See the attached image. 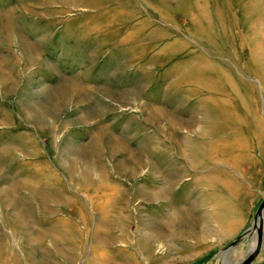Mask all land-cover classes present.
<instances>
[{
	"label": "rangeland",
	"instance_id": "obj_1",
	"mask_svg": "<svg viewBox=\"0 0 264 264\" xmlns=\"http://www.w3.org/2000/svg\"><path fill=\"white\" fill-rule=\"evenodd\" d=\"M262 159L264 0H0V264H239Z\"/></svg>",
	"mask_w": 264,
	"mask_h": 264
},
{
	"label": "water",
	"instance_id": "obj_2",
	"mask_svg": "<svg viewBox=\"0 0 264 264\" xmlns=\"http://www.w3.org/2000/svg\"><path fill=\"white\" fill-rule=\"evenodd\" d=\"M264 200L261 202V204L259 205L257 212H256V216H255V220L252 224V226H250L245 233H250L253 230H257L256 233V237H257V245L254 249L249 248L246 256L239 261V264H253V262L255 261V259L257 258L258 254L264 249L263 247V221H264ZM245 234H243L242 236H240V238L232 241V243L225 249L221 250L219 252V257L221 255H224V258L222 260V264L223 261L225 262L227 256L229 255V252L233 249V247L235 245H237L240 242V239L244 236Z\"/></svg>",
	"mask_w": 264,
	"mask_h": 264
},
{
	"label": "crops",
	"instance_id": "obj_3",
	"mask_svg": "<svg viewBox=\"0 0 264 264\" xmlns=\"http://www.w3.org/2000/svg\"><path fill=\"white\" fill-rule=\"evenodd\" d=\"M262 163H263V165H264V161H263V159H262ZM253 240H254V239H253ZM251 246H252V244H251ZM251 246H250V247H251ZM235 251H236V248L232 249V250L229 252V255L227 256V257H231V258H230L231 261H233V260H232V257H233V255H234ZM262 255H263V252H262V253H259L258 256H257V258L255 259V261L253 262V264H258V263H259V259L261 258Z\"/></svg>",
	"mask_w": 264,
	"mask_h": 264
},
{
	"label": "bare ground",
	"instance_id": "obj_4",
	"mask_svg": "<svg viewBox=\"0 0 264 264\" xmlns=\"http://www.w3.org/2000/svg\"><path fill=\"white\" fill-rule=\"evenodd\" d=\"M253 243H252V246L250 247L251 249H254L255 247H256V245H257V237H256V234L253 236ZM241 243V241L237 244V245H235L233 248H236L239 244ZM222 256H224V255H222ZM221 260V262H222V259H220ZM223 264H228V262L227 261H223Z\"/></svg>",
	"mask_w": 264,
	"mask_h": 264
}]
</instances>
